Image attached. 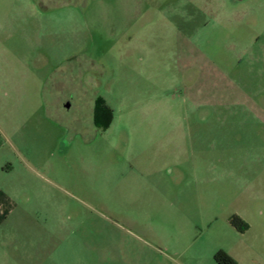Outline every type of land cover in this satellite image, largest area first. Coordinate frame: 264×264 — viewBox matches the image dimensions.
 Wrapping results in <instances>:
<instances>
[{
	"label": "rangeland",
	"instance_id": "obj_1",
	"mask_svg": "<svg viewBox=\"0 0 264 264\" xmlns=\"http://www.w3.org/2000/svg\"><path fill=\"white\" fill-rule=\"evenodd\" d=\"M6 16L0 264H264V65L245 51L264 0H17Z\"/></svg>",
	"mask_w": 264,
	"mask_h": 264
},
{
	"label": "crops",
	"instance_id": "obj_2",
	"mask_svg": "<svg viewBox=\"0 0 264 264\" xmlns=\"http://www.w3.org/2000/svg\"><path fill=\"white\" fill-rule=\"evenodd\" d=\"M17 0H0V29L3 27L4 21H6L7 18V12L9 8V3H13ZM261 40H263L261 42ZM254 45V46H253ZM258 51V55L260 54V58L258 55L256 56L257 63H261V65H264V28L263 30L258 34L257 40L254 42L249 43V45L246 48V52L249 53L250 58L252 59V53L255 50ZM261 74H264V69L261 71ZM8 79V78H7ZM6 80V79H5ZM3 135L0 133V155L2 151V144L4 143V139L2 137ZM13 175V166L9 163V161H4L1 159L0 156V176L1 178H8ZM7 196L0 192V223L3 218V220L7 219L6 214V201ZM218 252V251H216ZM207 255L205 253H188V252H181L176 253L174 256H170L169 254H163L160 252H154V253H145L143 256L144 263L143 264H216L214 262V254ZM232 259L235 260L236 264H256L255 258L252 257L250 253L245 254L246 257H239L241 262L238 261V259L227 253ZM244 259H250V261H244ZM243 260V261H242Z\"/></svg>",
	"mask_w": 264,
	"mask_h": 264
},
{
	"label": "trees",
	"instance_id": "obj_3",
	"mask_svg": "<svg viewBox=\"0 0 264 264\" xmlns=\"http://www.w3.org/2000/svg\"><path fill=\"white\" fill-rule=\"evenodd\" d=\"M112 110L105 104L101 98L95 100L93 121L97 128L106 129L111 120ZM231 227L237 232L243 233L247 229V225L239 217L232 216L229 220ZM214 262L216 264H236L226 252L219 250L214 254Z\"/></svg>",
	"mask_w": 264,
	"mask_h": 264
},
{
	"label": "flooded vegetation",
	"instance_id": "obj_4",
	"mask_svg": "<svg viewBox=\"0 0 264 264\" xmlns=\"http://www.w3.org/2000/svg\"><path fill=\"white\" fill-rule=\"evenodd\" d=\"M96 99H97V98H96ZM96 99H95V100H96ZM94 105H95V101H94ZM93 116H94V106H93V111H92V122H93L94 127H96L95 124H94V121H93ZM96 128H97V127H96Z\"/></svg>",
	"mask_w": 264,
	"mask_h": 264
},
{
	"label": "water",
	"instance_id": "obj_5",
	"mask_svg": "<svg viewBox=\"0 0 264 264\" xmlns=\"http://www.w3.org/2000/svg\"><path fill=\"white\" fill-rule=\"evenodd\" d=\"M66 107H68V105Z\"/></svg>",
	"mask_w": 264,
	"mask_h": 264
}]
</instances>
